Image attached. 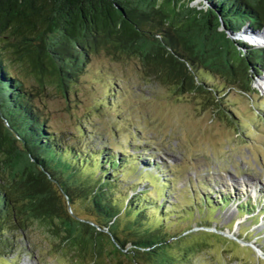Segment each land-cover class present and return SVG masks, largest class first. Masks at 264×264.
<instances>
[{"label": "trees", "instance_id": "trees-1", "mask_svg": "<svg viewBox=\"0 0 264 264\" xmlns=\"http://www.w3.org/2000/svg\"><path fill=\"white\" fill-rule=\"evenodd\" d=\"M191 1L0 0V252L6 237L32 221L61 247L81 252L87 244L89 264H106L104 258L120 264L118 257L171 264L166 242L189 232L165 233L156 180H146L129 198L127 191L117 193V183L137 163L101 157L102 150L49 130L33 101L38 95L24 90L9 67L19 66L38 90L54 84L65 95L88 58L101 52L135 61L143 78L168 83L178 95L214 93L205 85L214 77L248 93L251 76L264 72V48L235 37L264 31V0ZM73 201L85 204L90 219L69 211Z\"/></svg>", "mask_w": 264, "mask_h": 264}, {"label": "rangeland", "instance_id": "rangeland-1", "mask_svg": "<svg viewBox=\"0 0 264 264\" xmlns=\"http://www.w3.org/2000/svg\"><path fill=\"white\" fill-rule=\"evenodd\" d=\"M255 36L262 38L252 41ZM235 38L264 48V31ZM9 69L24 90L38 95L33 101L49 130L102 150L101 157L121 155L137 163L125 171L117 193L127 191L129 198L146 180H156L165 233L189 232L166 242L163 253L171 264H264V72L251 76L248 93L214 77L205 84L214 93L178 95L168 83L143 78L135 61H114L100 52L88 58L63 95L54 84L38 90L13 63ZM69 211L90 219L81 201ZM6 238L0 264H89L87 244L81 252L61 247V240L32 221ZM108 248L104 243V252Z\"/></svg>", "mask_w": 264, "mask_h": 264}, {"label": "bare ground", "instance_id": "bare-ground-1", "mask_svg": "<svg viewBox=\"0 0 264 264\" xmlns=\"http://www.w3.org/2000/svg\"><path fill=\"white\" fill-rule=\"evenodd\" d=\"M259 38H262V37H258V36L256 37V36H255V37H252L251 40H252V41L257 40V41L259 42V41H260ZM255 42H256V41H255ZM261 86H263V88H264V82L261 84Z\"/></svg>", "mask_w": 264, "mask_h": 264}, {"label": "water", "instance_id": "water-1", "mask_svg": "<svg viewBox=\"0 0 264 264\" xmlns=\"http://www.w3.org/2000/svg\"><path fill=\"white\" fill-rule=\"evenodd\" d=\"M242 38V37H241Z\"/></svg>", "mask_w": 264, "mask_h": 264}]
</instances>
